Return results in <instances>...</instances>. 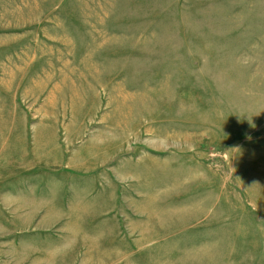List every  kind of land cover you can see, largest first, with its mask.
I'll use <instances>...</instances> for the list:
<instances>
[{
	"label": "rangeland",
	"instance_id": "1",
	"mask_svg": "<svg viewBox=\"0 0 264 264\" xmlns=\"http://www.w3.org/2000/svg\"><path fill=\"white\" fill-rule=\"evenodd\" d=\"M0 264H264V0H0Z\"/></svg>",
	"mask_w": 264,
	"mask_h": 264
}]
</instances>
